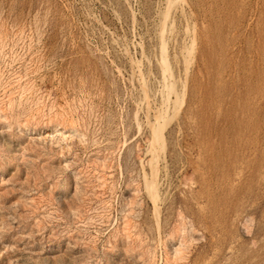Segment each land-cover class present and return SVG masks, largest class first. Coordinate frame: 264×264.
<instances>
[{"label": "rangeland", "instance_id": "obj_1", "mask_svg": "<svg viewBox=\"0 0 264 264\" xmlns=\"http://www.w3.org/2000/svg\"><path fill=\"white\" fill-rule=\"evenodd\" d=\"M0 264H264V0H0Z\"/></svg>", "mask_w": 264, "mask_h": 264}]
</instances>
